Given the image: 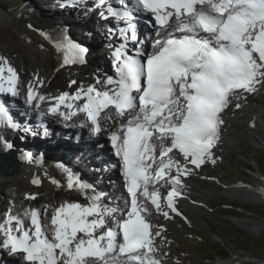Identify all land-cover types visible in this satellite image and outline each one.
<instances>
[{
    "label": "snow or ice",
    "instance_id": "1",
    "mask_svg": "<svg viewBox=\"0 0 264 264\" xmlns=\"http://www.w3.org/2000/svg\"><path fill=\"white\" fill-rule=\"evenodd\" d=\"M78 4L65 0L60 6ZM96 8L102 19L115 21L107 29L114 75H97L88 85L72 80L69 87L79 83L74 92L49 96L38 74L25 84L7 57H0V94L18 97L26 88L25 104L41 120L49 115L79 120L83 114L75 127L86 128L91 137L107 132L126 199L123 207L119 201L105 203L106 193L61 166L64 181L50 182L86 202L14 212L10 201L0 216V253L20 256L24 264H164L166 228L154 224L153 216L187 220L177 203L185 178L216 163L225 110L264 89V0H118V6L97 0ZM141 19L151 30L144 38ZM41 34L54 39L63 54L60 67L87 62L89 49L65 32L55 38ZM113 38L119 43H111ZM0 127L21 128L3 100ZM0 143L13 148L2 138ZM20 159L41 162L31 152ZM162 188H168L166 195ZM25 199L35 200L36 194Z\"/></svg>",
    "mask_w": 264,
    "mask_h": 264
},
{
    "label": "bare ground",
    "instance_id": "2",
    "mask_svg": "<svg viewBox=\"0 0 264 264\" xmlns=\"http://www.w3.org/2000/svg\"><path fill=\"white\" fill-rule=\"evenodd\" d=\"M40 1L41 0H0V30L3 33L8 32L11 34V39L15 42V45L13 46L14 52H16L17 55L14 60L9 56L7 51L5 53L6 55L2 52L0 53L7 57L11 65L18 71L21 81L25 84L33 78L34 74H38L45 81V87L42 91L46 94H48L49 90L54 86L55 82L59 80V76L62 73L66 74L71 81L76 80L78 82H83L85 85L95 83L97 76L95 69L100 68L102 71L107 69L106 60H104L103 54H101L99 45L100 40L107 38V34L102 28L103 22L97 16H92L91 19H89L90 15L82 11L83 4H78L76 7H67L57 11L50 7H42ZM64 1L65 0H63V2ZM16 5H20L16 8L24 5L29 10L28 13L32 18L35 17L45 21L46 25H52L60 31L72 34V36L74 34L76 36L75 41L77 40L80 44L86 45L89 49L86 55V60L88 62L83 64H68L64 67H60L62 61L59 59L56 49L49 43L42 41L41 33L34 30L35 26L30 20L20 16L19 13L14 11ZM89 6H91V9H94V5L91 4ZM55 11H57L61 17H59ZM29 24L33 25V28H29ZM75 36L73 37L75 38ZM140 36L143 38L142 34H140ZM29 49L33 51L34 56L29 53ZM89 64L93 67V70L91 71L92 73H90V75L93 74V76L88 75L89 69L87 66ZM57 69L59 70L57 71ZM106 74L110 75L107 72ZM5 75H7L6 71ZM23 78L25 80H22ZM69 85L70 84H67L61 88L62 91H75L79 86V83L71 87H69ZM25 96L26 88L22 89L21 95L18 96V99L21 100V104H19L20 109L17 112L14 111L13 106H8V109L14 112L13 114H17L18 118H16L15 115L14 120L20 121L19 123L25 121V118L21 117L22 112H24L26 117L29 118L28 121H25L22 124L20 130H22L25 125H34L38 118L37 114L30 111L25 104ZM254 98L255 95H248L246 98L244 97L246 102L254 101ZM237 102L240 103L239 101H235L234 104L228 108V112L226 113V116H233L234 114H236V116L234 117L235 120H232L229 117L225 120L222 142L214 150L215 156L218 159H221L222 155L226 156L225 151L230 145L237 143V140L235 139L236 141H234L232 138L235 133L238 136H248L250 139L254 140L258 146L264 148V132L262 126L259 124L260 120L258 119V115L254 114L256 111L247 104L240 109H236L234 105ZM42 106L47 108L48 105L45 103ZM44 119L49 122V128H47L46 132L47 134H52L50 138L39 140L37 139L39 135H35L32 140H28L26 144L22 143V145L19 146L18 140L21 142V138L25 137L23 136V132L11 128L9 129L8 127H0V138L7 143L12 144L16 149H24L23 151L30 149L29 152L33 153V155L38 154L45 156L51 162H60L62 166L78 173L85 181L98 188L97 191L107 194L105 203L120 201V190L117 187V185L121 183L119 175L116 174L114 176H109L112 173L109 175L102 174L103 172L101 171L106 165H102L98 170L96 167L98 166L96 158L95 156H92V151H95L96 147L89 149L90 144L94 145V142L96 141L105 143L106 138L102 135L91 137L86 128L82 129L75 127L74 124H77L79 123V120L84 119L82 114L80 115L79 120L64 121L59 116L51 115ZM253 122L255 123V127L252 126ZM64 123H66V125ZM68 133H71V135L74 136L79 134L78 142L75 143L72 139H64L63 136ZM104 133L108 136L107 132ZM14 135L16 138H14ZM64 140L66 142H64ZM23 142L25 143V139ZM0 146L2 147L3 144L0 143ZM100 154L101 153L98 152L99 160L103 161L102 159L105 157L100 158ZM213 165L215 164L209 162L204 167L202 166V169L206 167V173L209 172V169L213 171ZM202 169H198L197 171H201ZM105 170H107V168ZM52 172L53 171L49 168L43 169L29 162L23 163L19 170L11 175L0 176V216H2V214L9 208L10 201L14 202V212H22L24 209L31 207L38 208L45 204L55 205L65 200H80L82 203L86 202L78 192L68 191L66 188H58L56 185L52 184L50 182V178L52 177L49 176V173ZM45 173H47V175H45ZM194 175L185 178L184 182L186 183L187 188L184 190L185 194L179 203L180 211L183 213L184 217H187V220L192 219L190 213L194 209H198L202 206L199 202L197 192L201 190L203 186L197 179H195ZM36 177H39L42 182L39 186L35 185L36 187H34L32 180ZM112 177L114 180H111ZM227 183V187L230 191L241 193L247 198H251L258 202H264V187H261V192H258L255 186L242 182L237 183L236 180ZM7 185L9 188H6ZM26 194H36V199L27 200L25 199ZM152 222L154 224L164 225L166 228L165 235L167 239L171 238L172 233H175L176 231L173 230V226H171L174 225L173 222H176L173 218L168 220L160 215H154ZM238 222L253 230L260 229L259 227L256 228L248 221L243 220ZM170 243L164 246V252L168 253L167 256L162 257L164 264H170L166 262L167 258L170 259L175 257V254L170 250ZM4 255L5 257L13 259L17 263L24 264L20 256L10 257L7 253H4ZM220 260H222V258ZM241 260L242 256L233 254L226 261H220L217 264H236Z\"/></svg>",
    "mask_w": 264,
    "mask_h": 264
},
{
    "label": "rangeland",
    "instance_id": "3",
    "mask_svg": "<svg viewBox=\"0 0 264 264\" xmlns=\"http://www.w3.org/2000/svg\"><path fill=\"white\" fill-rule=\"evenodd\" d=\"M45 5L47 3L42 4V7ZM17 6L20 5H16L14 11L30 20L35 26L34 30L36 32L38 29L45 30L47 28L46 30H48L54 27L46 25L45 21L38 18H32L28 13L29 10L24 5L19 8H16ZM57 11L55 13L61 17ZM14 43L10 33H3L0 30V52L5 54L7 51L11 58H16L17 53L14 52ZM29 53L34 56L31 49H29ZM0 57L5 56L0 53ZM106 57L109 59L108 55L103 54L104 60L108 62ZM87 67L89 69L88 75H90L92 66L89 64ZM90 76H93V74ZM70 82L69 77L62 73L50 90L54 92L55 86H58L55 88H62ZM254 99L250 102H241V105L247 104L256 111L254 114L258 115L259 124L264 132V89L256 93ZM235 116L236 114L233 116L227 115V118L235 120ZM232 138L234 141L237 140V143L230 145L225 151L226 156L222 155V158L216 161L215 165L212 166L213 171L209 169V172L206 173V167L204 169L200 168L202 170L197 171L194 175L195 179L203 186L197 192L202 206L190 213L192 219L185 220L183 217H179L176 222H173L174 225H171L173 230L176 231L167 240L169 243L171 242L170 250L175 254V257L167 258V263L217 264L220 261H226L233 254L242 256L249 253L264 258V202L249 199L241 193H234L227 187V182L236 180L237 183L242 182L253 185L258 192H261V187H264V148L258 146L254 140L245 135L238 136L235 133ZM93 147L95 146L93 145ZM2 148L4 147L0 146L1 150ZM29 150L26 149L23 152L28 153ZM35 158L39 159L38 157ZM40 158L39 160L48 166L51 171L61 174L60 170L53 167L47 158ZM54 162L62 166L60 162ZM258 162L260 165L257 164ZM96 167L98 168V166ZM6 188H9V186L7 185ZM240 218L247 219L261 226L262 229H250L238 222L243 221ZM219 251L226 256L221 257ZM221 258L222 260H220ZM239 264L264 263L244 260L240 261Z\"/></svg>",
    "mask_w": 264,
    "mask_h": 264
},
{
    "label": "water",
    "instance_id": "4",
    "mask_svg": "<svg viewBox=\"0 0 264 264\" xmlns=\"http://www.w3.org/2000/svg\"><path fill=\"white\" fill-rule=\"evenodd\" d=\"M41 39H42V41L47 42L50 45L53 44L51 39L45 38V36H43V35H42ZM23 163H24V161L21 160L20 156L17 155L15 153V151H13V150H10V151L5 152V153L0 152V176L11 175L12 173L17 172ZM36 186L34 185V187H36ZM240 219L248 221L250 224H253L256 228L259 227L260 229H262L261 226L255 224L253 222H250L247 219H243V218H240ZM242 256L243 257H242L241 261L249 260V261H254V262H258V263H264V258H262L258 255H255V254L249 253V254H244ZM239 263H240V261H239ZM239 263H236V264H239Z\"/></svg>",
    "mask_w": 264,
    "mask_h": 264
},
{
    "label": "trees",
    "instance_id": "5",
    "mask_svg": "<svg viewBox=\"0 0 264 264\" xmlns=\"http://www.w3.org/2000/svg\"><path fill=\"white\" fill-rule=\"evenodd\" d=\"M257 164L260 165L259 162H258ZM218 253H219V255H220L221 257L226 256V255L223 254V252H221V251H219Z\"/></svg>",
    "mask_w": 264,
    "mask_h": 264
}]
</instances>
